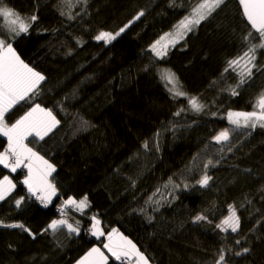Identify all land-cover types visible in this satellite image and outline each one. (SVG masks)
<instances>
[{
    "label": "trees",
    "instance_id": "1",
    "mask_svg": "<svg viewBox=\"0 0 264 264\" xmlns=\"http://www.w3.org/2000/svg\"><path fill=\"white\" fill-rule=\"evenodd\" d=\"M201 2L3 0L36 20L27 33L8 37L0 20V39L45 76L5 120L11 125L39 104L59 123L43 139L25 140L56 169L50 205L28 191L24 168L0 165V180L15 185L0 200V264H77L94 247L108 264H121L104 247L113 229L150 264H217L220 255L223 264H264V127L238 129L226 119L231 111H256L264 94V48L256 49V67L243 83L245 61L229 67L260 43L258 34L239 0H224L165 55L152 51ZM121 28L110 43L95 39ZM249 31L255 38L246 41ZM163 71L175 74L187 98L173 96ZM189 98L202 110L193 111ZM225 130L229 140L214 142ZM7 147L0 136V152ZM205 174L211 179L202 187ZM85 196L82 211L64 206ZM230 206L239 217L236 232L217 228ZM93 217L104 236L92 235ZM60 219L79 231L48 227ZM12 224L24 228L6 226Z\"/></svg>",
    "mask_w": 264,
    "mask_h": 264
},
{
    "label": "snow or ice",
    "instance_id": "2",
    "mask_svg": "<svg viewBox=\"0 0 264 264\" xmlns=\"http://www.w3.org/2000/svg\"><path fill=\"white\" fill-rule=\"evenodd\" d=\"M223 3L224 0H203V2L198 3L190 15L185 16L176 25V31L174 33L166 34L152 45V51L157 57L165 55L169 44L174 46L178 43L188 32H191L195 26H198L201 21L210 16ZM239 4L243 9L244 17L251 25V29L258 34L260 41L257 44H250L242 56L229 61V67L240 66L241 61H245L239 73L241 75V83H243V77H250L252 75V69L256 67L254 64L256 49L264 48V0H239ZM140 15H143V13L141 12ZM0 16L5 19L8 32L16 36L21 33H27L31 22L36 20L35 16L28 19L21 16L13 8L4 6L3 0H0ZM123 31V28L115 34L101 31L95 39L110 43ZM253 38L255 37L252 31H249L244 37L246 41ZM162 79L172 86L169 91L174 97H183L186 95L181 90L179 80L174 73L170 71L165 72L162 74ZM44 80V75L21 60L11 43L6 42L5 39H0V136L7 137L8 142L7 149L4 152H0V165H3L5 168H10L12 172H15L21 165L26 167L28 169V176L23 183L27 185L30 193L35 195L37 199L41 200L47 206V203L56 195V186L49 180V177L56 169L46 159L29 148L25 144V140L33 135L43 139L59 121L51 110L42 108L39 104H36L35 107H32L30 111L26 112L11 125L5 120V114L21 101L31 99ZM233 94H235V91H233ZM189 104L193 111L199 112L202 110L203 106L195 98H189ZM257 107L259 111L229 112V122L237 127L241 126V121H243V127L255 128L257 124L260 127H264V94L258 99ZM214 139L217 143L226 142L229 139V132L227 130L221 131ZM208 164H212V161L209 160ZM210 179L211 177L205 174L198 183L203 187L208 184ZM14 187L15 185L12 183V180L7 176L3 180H0V200H3ZM20 203V200L16 201L17 207H19ZM64 206H74L76 209L82 211L89 205L87 197L85 196L80 200L69 198L64 201ZM92 219L94 221L92 235L97 237L104 236L105 233L100 228V220L96 219V217ZM204 219L206 217L203 215L196 217L197 221ZM239 223V217L230 206L229 215L217 225V228L221 231L231 229L232 232H236ZM60 225H66L70 232L79 231L77 227L68 224L64 219L53 220L48 227L56 231ZM6 226L24 228L23 225L18 224ZM24 230L27 231V229ZM107 241L104 247L121 264H129L130 261H133V258H135L133 264H149L148 259L137 249L136 245L127 237L121 235L116 229H113L107 235ZM244 251L247 252L248 249L245 248ZM239 254L237 253V255ZM224 260L225 257L220 255L217 264H223ZM78 264H108V257L99 248L94 247L78 261Z\"/></svg>",
    "mask_w": 264,
    "mask_h": 264
},
{
    "label": "rangeland",
    "instance_id": "3",
    "mask_svg": "<svg viewBox=\"0 0 264 264\" xmlns=\"http://www.w3.org/2000/svg\"><path fill=\"white\" fill-rule=\"evenodd\" d=\"M0 20L2 21V23H3V28H1V30L4 32V34H6V36L8 37V36H13V34H11V33H9L8 32V29H7V26H6V22H5V19L2 17V16H0ZM175 32V31H174ZM173 32V33H174ZM165 72H168V71H163V73H165ZM168 86H169V89L172 87L171 85H169L168 84ZM178 98H187L186 97V95L185 96H183V97H178ZM256 111H259V109H257ZM231 112H233V111H231ZM229 113V112H228ZM228 113H227V115H226V119H227V121L229 122V119H228ZM233 113H239V112H233ZM229 124L230 125H232L233 127H236V128H241V127H243V121H241V126L240 127H237L236 125H234V124H232V123H230L229 122ZM257 126L258 127H260V125L259 124H257ZM243 128H246V129H249V128H251V127H243ZM251 129H253V128H251ZM229 140V139H228ZM214 142H216L215 141V139H214ZM227 142V141H226ZM217 143V142H216ZM220 143H225V142H220ZM92 227H93V225H91V230H92ZM91 233H92V231H91ZM94 236V235H93ZM94 237H96V236H94Z\"/></svg>",
    "mask_w": 264,
    "mask_h": 264
},
{
    "label": "crops",
    "instance_id": "4",
    "mask_svg": "<svg viewBox=\"0 0 264 264\" xmlns=\"http://www.w3.org/2000/svg\"><path fill=\"white\" fill-rule=\"evenodd\" d=\"M53 128H54V127H53ZM53 128H52V129H53ZM2 137H4V136H2ZM4 138L7 140V137H4ZM7 143H8V142H7ZM20 168H24V169L26 170V177H25V179H26L27 176H28V169H27L26 167H24L23 165H21V166H20L19 168H17V169H20ZM17 169H16V170H17ZM49 178H50V177H49ZM25 179H24V180H25ZM26 186H27V185H26ZM56 196H57V193H56L55 196L52 197L51 201L48 202L47 205H50V204L54 201V199L56 198ZM107 235H108V234H107ZM107 235H105V244L108 242V241H107ZM96 237H97V236H96ZM90 250H91V249H90ZM90 250H89V251H90ZM89 251H88V252H89ZM88 252H87V253H88ZM134 259H135V258H134ZM132 262H134V260H133ZM77 264H78V263H77ZM132 264H133V263H132ZM149 264H150V263H149Z\"/></svg>",
    "mask_w": 264,
    "mask_h": 264
}]
</instances>
